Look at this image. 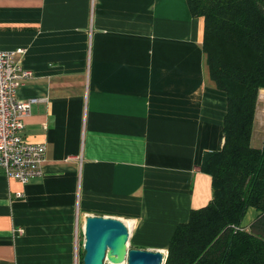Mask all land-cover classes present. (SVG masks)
Here are the masks:
<instances>
[{"label":"crops","instance_id":"1","mask_svg":"<svg viewBox=\"0 0 264 264\" xmlns=\"http://www.w3.org/2000/svg\"><path fill=\"white\" fill-rule=\"evenodd\" d=\"M204 34L187 0H0V48L25 49L33 76L18 93L39 99L23 135L47 147L27 184L0 170V264H81L89 215L123 219L131 248L168 252L212 200L202 163L225 143Z\"/></svg>","mask_w":264,"mask_h":264},{"label":"trees","instance_id":"2","mask_svg":"<svg viewBox=\"0 0 264 264\" xmlns=\"http://www.w3.org/2000/svg\"><path fill=\"white\" fill-rule=\"evenodd\" d=\"M187 2L193 16L205 17V61L228 110L224 146L202 163L213 198L178 224L165 264H264V139L262 147L252 145L264 88V0ZM250 207L258 214L245 227Z\"/></svg>","mask_w":264,"mask_h":264},{"label":"built area","instance_id":"3","mask_svg":"<svg viewBox=\"0 0 264 264\" xmlns=\"http://www.w3.org/2000/svg\"><path fill=\"white\" fill-rule=\"evenodd\" d=\"M23 47L0 48V170L8 178L27 184L42 174L46 143L29 141L23 135L25 116L39 99L19 96L20 86L33 76L22 64ZM23 193H18L22 196ZM79 258V252L77 251Z\"/></svg>","mask_w":264,"mask_h":264},{"label":"water","instance_id":"4","mask_svg":"<svg viewBox=\"0 0 264 264\" xmlns=\"http://www.w3.org/2000/svg\"><path fill=\"white\" fill-rule=\"evenodd\" d=\"M131 231L120 218L89 215L84 229V264H165L168 253L130 247Z\"/></svg>","mask_w":264,"mask_h":264},{"label":"rangeland","instance_id":"5","mask_svg":"<svg viewBox=\"0 0 264 264\" xmlns=\"http://www.w3.org/2000/svg\"><path fill=\"white\" fill-rule=\"evenodd\" d=\"M17 49V48H16ZM14 50V49H12ZM258 111H257V119H256V138H255V142L257 144V142H260V140H262V137L264 138V97L261 96V92H260V97H259V101H258ZM262 142V141H261ZM250 211H254L253 207L249 208ZM248 217V212L245 216L246 220ZM84 251L82 250L81 253L79 254V258L81 259V255ZM168 253V252H167Z\"/></svg>","mask_w":264,"mask_h":264},{"label":"bare ground","instance_id":"6","mask_svg":"<svg viewBox=\"0 0 264 264\" xmlns=\"http://www.w3.org/2000/svg\"><path fill=\"white\" fill-rule=\"evenodd\" d=\"M262 96H264V90H262ZM122 264H126V263H122Z\"/></svg>","mask_w":264,"mask_h":264}]
</instances>
